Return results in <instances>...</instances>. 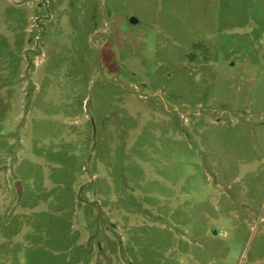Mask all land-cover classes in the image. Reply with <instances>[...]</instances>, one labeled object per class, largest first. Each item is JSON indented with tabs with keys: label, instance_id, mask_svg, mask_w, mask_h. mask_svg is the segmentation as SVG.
I'll return each instance as SVG.
<instances>
[{
	"label": "rangeland",
	"instance_id": "1",
	"mask_svg": "<svg viewBox=\"0 0 264 264\" xmlns=\"http://www.w3.org/2000/svg\"><path fill=\"white\" fill-rule=\"evenodd\" d=\"M0 264H264V0H0Z\"/></svg>",
	"mask_w": 264,
	"mask_h": 264
},
{
	"label": "water",
	"instance_id": "2",
	"mask_svg": "<svg viewBox=\"0 0 264 264\" xmlns=\"http://www.w3.org/2000/svg\"><path fill=\"white\" fill-rule=\"evenodd\" d=\"M133 21H136V19L135 18H132V22ZM17 185V188H18V190L20 191L21 190V184H20V181H17V183H16Z\"/></svg>",
	"mask_w": 264,
	"mask_h": 264
}]
</instances>
